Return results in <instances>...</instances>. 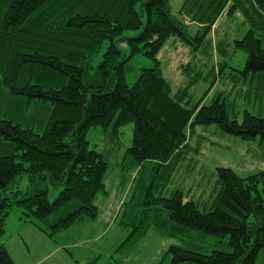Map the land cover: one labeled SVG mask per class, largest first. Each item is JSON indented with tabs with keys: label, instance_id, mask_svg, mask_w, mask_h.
<instances>
[{
	"label": "trees",
	"instance_id": "1",
	"mask_svg": "<svg viewBox=\"0 0 264 264\" xmlns=\"http://www.w3.org/2000/svg\"><path fill=\"white\" fill-rule=\"evenodd\" d=\"M224 15L244 19L248 31L235 48L247 55L242 74L252 80L242 88L251 102L264 104V0H184L179 15L171 0H0V110L7 114L0 118V238L14 207L52 239L97 219L109 165L89 149L93 128L132 124L134 164L162 176L189 153L198 127L216 125L239 141L264 144V118L245 111L239 123L218 99L189 108L188 88L173 94L161 70L158 54L172 37L197 53L209 47L207 37ZM183 18L200 30L191 33ZM131 32L138 35L125 37ZM136 57L153 66L129 85ZM225 62L210 71L220 74ZM216 174L219 193L207 213L182 192L149 203L135 194L133 214L142 225L131 238L156 229L167 239L195 231L228 240L229 251L210 254L171 246L162 264H264V169L245 178L226 167ZM25 178L27 193L18 187ZM51 190L59 191L53 200ZM138 204L147 209L138 213ZM0 264H16L3 244Z\"/></svg>",
	"mask_w": 264,
	"mask_h": 264
},
{
	"label": "rangeland",
	"instance_id": "2",
	"mask_svg": "<svg viewBox=\"0 0 264 264\" xmlns=\"http://www.w3.org/2000/svg\"><path fill=\"white\" fill-rule=\"evenodd\" d=\"M183 2L184 0H171L174 14L179 15ZM183 20L191 33L200 30L199 26L190 23L188 19ZM243 22L244 19L240 16L229 19L224 15L207 37L206 44L210 43L209 47L204 45L199 52L194 53L185 42L172 37L158 54L162 73L170 82L173 94H178L184 87L188 88L187 107L192 108L202 101L203 105L209 106L218 99L227 104L231 119L239 123H242L245 111L264 118V104L251 102L247 88H242L245 81L249 83L252 80V75L246 77L242 74L245 72L247 55L235 48V41L241 40L248 31ZM137 35L138 32H131L126 33L125 37ZM108 45V41L104 43L96 64ZM121 48L126 54H130L128 48ZM223 61H226L223 72L219 74L218 71H210L212 66L219 69ZM152 66L151 61L136 57L128 74L129 85L134 84L141 68ZM243 95L246 97H241ZM6 116L5 110H0V118ZM46 118L47 112L43 116L44 120ZM133 128L132 124H127L117 131L113 127H98L88 132L89 149L102 155L109 165L105 177L107 194L99 195L96 201L98 217L94 222L91 221L92 224L90 221L81 222L67 233V237H63L62 233L53 239L43 235L62 247L64 244L84 239L81 251H70L81 264H162L164 254L171 246L200 254H210L213 250L229 251L227 239L222 240L195 231L187 232L182 238L167 239L156 229H151L147 234H136L131 238L134 228L142 225L140 221H135L133 214L132 205L138 203L135 194L144 203H149L151 198L169 199L177 191L182 192L185 202H193L200 211L207 213L212 210L214 198L219 193L216 169L231 168L242 178L258 173L264 169V144H260V140L239 141L223 133L216 125L198 127L189 142V153L172 169H168L169 173L162 176L163 172L153 166L143 169L142 166L134 164L128 153L132 145ZM29 185L25 178L18 187L23 193H27ZM58 194V190H51L50 199H55ZM143 208L147 209V206H137V212ZM21 219V209L14 207L0 243L3 240L6 247H10V253L18 264H26L18 242L25 249L27 258L36 252L41 254L43 251L40 250L38 242V234L41 232ZM128 238L131 240L125 244ZM30 252L32 253L29 254Z\"/></svg>",
	"mask_w": 264,
	"mask_h": 264
},
{
	"label": "crops",
	"instance_id": "3",
	"mask_svg": "<svg viewBox=\"0 0 264 264\" xmlns=\"http://www.w3.org/2000/svg\"><path fill=\"white\" fill-rule=\"evenodd\" d=\"M75 227H77V226H75ZM74 228H72V229H74ZM71 230H69L67 232H62V234L64 235L63 237H67V233L70 232ZM19 231L20 230H18V232ZM38 235H39L38 242L40 243V247H41L40 250H42L43 252L41 254L36 252L33 256L29 255L30 258L26 257L25 249L23 250L20 242H18L19 250L22 252L26 264H81L80 260L76 259L74 257V255L72 254V252H70V251L72 249H74L76 252L81 251V249H82L81 245L85 243L84 239L76 240V241H73L71 243L64 244V247H62V245L56 244V243H54V241L46 238L42 232H41V234H38ZM23 240L25 241L24 238H23ZM0 244L5 245L3 240H2V243H0ZM5 247H6V245H5ZM6 248L10 253V247L7 246ZM32 252H30L29 254H31ZM10 255H11V253H10ZM11 257H12V255H11ZM13 260H14V258H13ZM15 263L18 264L16 261H15Z\"/></svg>",
	"mask_w": 264,
	"mask_h": 264
}]
</instances>
